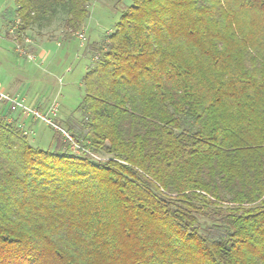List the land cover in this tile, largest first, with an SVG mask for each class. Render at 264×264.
Wrapping results in <instances>:
<instances>
[{
  "label": "trees",
  "instance_id": "1",
  "mask_svg": "<svg viewBox=\"0 0 264 264\" xmlns=\"http://www.w3.org/2000/svg\"><path fill=\"white\" fill-rule=\"evenodd\" d=\"M13 1L19 35L90 16ZM93 50L80 152L0 101V264H264V0H132Z\"/></svg>",
  "mask_w": 264,
  "mask_h": 264
},
{
  "label": "rangeland",
  "instance_id": "2",
  "mask_svg": "<svg viewBox=\"0 0 264 264\" xmlns=\"http://www.w3.org/2000/svg\"><path fill=\"white\" fill-rule=\"evenodd\" d=\"M131 4L132 0H90V16L84 28L86 40L81 41L74 36L67 41L64 40L61 31L63 14H60L52 25L44 27L42 32L35 28L29 29L20 35L15 30L14 34L12 30L14 29L13 24L16 22L15 3L13 0H0L1 90L4 91L7 87L15 86V84L21 85L22 90L30 89L27 92L29 97L33 94L38 95L43 99V101L41 100L42 105L57 104L59 107L57 119H62L63 102L66 105L75 106L77 100L79 101L83 94L84 89L81 82L86 67L95 54L93 42L100 41L109 30H112L121 13ZM26 37L30 38V43H25L24 39ZM17 42L23 43L26 47V54L21 55L17 51ZM34 47L38 48L36 56L33 52L35 51ZM43 51H45V56L40 55ZM28 54H32L34 58L30 59ZM68 65L73 67L71 73L67 70ZM69 75L72 81L68 79ZM60 79L61 81H59ZM65 82L68 84L72 82L74 87H71V85L70 87L76 90L75 97L72 99L68 96L66 99L62 98L59 92L62 85L64 89ZM17 95L19 96V94ZM21 98L25 99L24 96ZM26 100L29 102L28 99ZM33 127V131L36 133L35 135L33 133L29 134L31 141L43 149L49 148L51 145V129L41 122H34ZM42 127L45 129L46 136L43 138L41 136V139L38 138V135ZM94 156L97 159L106 160L112 155L103 151Z\"/></svg>",
  "mask_w": 264,
  "mask_h": 264
},
{
  "label": "built area",
  "instance_id": "3",
  "mask_svg": "<svg viewBox=\"0 0 264 264\" xmlns=\"http://www.w3.org/2000/svg\"><path fill=\"white\" fill-rule=\"evenodd\" d=\"M19 23V20L16 21ZM17 26H14V29L12 32L15 34V30ZM76 37L79 38L81 41L86 40V35L84 29L76 33ZM25 43H30L31 40L29 37H26L24 39ZM24 43V44H25ZM17 51L21 54L24 55L26 54V47L23 45V43L17 42ZM28 57L30 59H33L34 57L32 54H28ZM61 81V79L59 80ZM0 101H4L10 104L12 110L16 112H20L22 115L29 117L33 120H37L47 126H52L57 130H60L63 132V134L72 141V150L75 152H80L81 151V146L77 144L71 135L65 130L58 122H57V117H58V105L55 103H51L46 109H42L39 106L28 102L26 99L21 98L19 96H14L11 94H8L0 89Z\"/></svg>",
  "mask_w": 264,
  "mask_h": 264
},
{
  "label": "crops",
  "instance_id": "4",
  "mask_svg": "<svg viewBox=\"0 0 264 264\" xmlns=\"http://www.w3.org/2000/svg\"><path fill=\"white\" fill-rule=\"evenodd\" d=\"M86 26V25H85ZM111 30H109L108 32H110ZM36 42H37V40H36ZM36 42H34V43H36ZM35 46V45H34ZM34 49H35V51H33L34 52V55L36 54H38L37 53V50H38V48H36V47H34ZM35 55V56H36ZM41 56H45V51H43V52H41V54H40ZM78 59H79V55H78ZM67 70H68V72L69 73H71L72 71H73V67H72V65L70 66V65H68V68H67ZM71 75V74H70ZM70 75L68 76V79L69 80H71V78H70ZM69 80H68V82H69ZM72 81V80H71ZM81 84H82V86H83V83L81 82ZM70 85H71V87H74L73 86V84H72V82H71V84H68V83H66L65 82V84H64V89H63V85H62V87L60 88V93H61V95H62V98H64V99H66L67 98V96L69 97V98H73V97H75V92H76V90H74L73 88H71L70 87ZM9 88V89H8ZM0 89H1V87H0ZM30 91V89H26V91L23 89L22 90V86L21 85H16L15 84V86L14 85H12V86H9V87H7L5 90H4V92H6V93H8V94H11V95H17V94H19V97L21 96H24L25 97V99H28L29 100V102H31V103H40V104H42L41 102L43 101V99H41L38 95H35V94H33V95H30L31 97H29V95L27 94V92H29ZM18 96V95H17ZM42 100V101H41ZM76 101V100H75ZM77 103H78V100H77ZM77 103H76V105H77ZM44 105V104H43ZM75 105V106H76ZM75 106H73V105H66V103L64 104V102H63V108H62V118L64 119L71 111H72V109L75 107ZM16 114H18V112H16V113H14V115L16 116ZM22 118V124H24V125H28L30 122H35L34 120H32L31 118H29V117H21ZM12 119V117H10V120ZM45 127V126H44ZM34 128V127H33ZM31 132L35 135V131H33V129L31 130ZM39 135H38V138H41V136H42V138L43 137H45L46 135H45V129L42 127L40 130H39ZM41 138V139H42ZM46 140H48L47 138H46Z\"/></svg>",
  "mask_w": 264,
  "mask_h": 264
}]
</instances>
